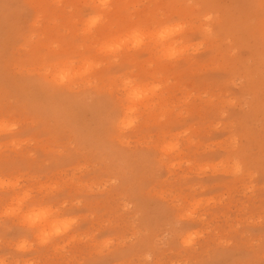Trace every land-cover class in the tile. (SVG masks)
<instances>
[{"label":"rangeland","instance_id":"obj_1","mask_svg":"<svg viewBox=\"0 0 264 264\" xmlns=\"http://www.w3.org/2000/svg\"><path fill=\"white\" fill-rule=\"evenodd\" d=\"M165 25L196 54L106 50ZM0 122V264H264V0H0Z\"/></svg>","mask_w":264,"mask_h":264},{"label":"clouds","instance_id":"obj_2","mask_svg":"<svg viewBox=\"0 0 264 264\" xmlns=\"http://www.w3.org/2000/svg\"><path fill=\"white\" fill-rule=\"evenodd\" d=\"M108 0H100V6L102 8L106 7ZM98 18H93L89 22V27L93 26L96 23ZM184 27L182 25H165L159 28H156L152 31L145 32L143 30H133L126 34L124 37L113 41L111 44L107 45L106 50L109 53L119 52L122 47L130 46V49H138L144 46L146 43H154L160 47L161 58L168 61H175L185 55H195L199 50V45H194L186 43L182 38V33ZM87 71V69H85ZM68 76V71L61 69L58 74V80L60 83H63ZM127 92V100L129 106L125 110V116L120 121V128L122 130H128L133 127L137 122V110L138 106L143 102L141 99V91L131 84L130 81L124 82ZM14 127V126H12ZM9 126L5 122H0V131L8 129ZM12 182L9 181H0V187H11ZM26 198V197H25ZM22 201L15 203L12 206H9L4 210V215H16L19 212V204ZM61 207H64L62 205ZM195 210V206L192 211L187 213V216L191 217L192 212ZM40 212H44V218L49 216H59L60 209H44ZM39 213V212H37ZM36 214V213H34ZM77 223L76 218L73 217H63L54 220L50 225V231L45 233L41 237L40 243H47L49 237H58L65 233H68L73 226ZM21 249L25 247L23 243L19 245Z\"/></svg>","mask_w":264,"mask_h":264},{"label":"snow or ice","instance_id":"obj_3","mask_svg":"<svg viewBox=\"0 0 264 264\" xmlns=\"http://www.w3.org/2000/svg\"><path fill=\"white\" fill-rule=\"evenodd\" d=\"M89 28H91V27H89ZM92 65H90V67H91ZM67 79V78H66ZM66 79H65V81H66ZM64 81V82H65ZM131 82V84L133 85V86H135L137 89H139L140 91H141V99H146L147 97H149L150 96V94H151V92H152V89H150V88H148V87H145V86H142V85H139V84H136L134 81H130ZM127 92H128V90L126 89V94H127ZM126 98H127V95H126ZM9 182H12V181H9ZM35 216H36V218L37 219H39L40 217H43L44 216V212H39V213H36V214H34ZM28 219H29V221H31V219H32V216L30 215L29 217H28Z\"/></svg>","mask_w":264,"mask_h":264}]
</instances>
